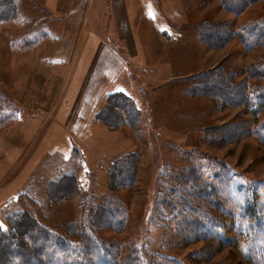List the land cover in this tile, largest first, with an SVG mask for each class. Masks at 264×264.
<instances>
[{
    "label": "rangeland",
    "instance_id": "1",
    "mask_svg": "<svg viewBox=\"0 0 264 264\" xmlns=\"http://www.w3.org/2000/svg\"><path fill=\"white\" fill-rule=\"evenodd\" d=\"M14 1L19 21L0 24V117L14 115L13 120L0 122V232L12 237L13 224L26 213L39 226L71 232L73 240L83 228L94 227L98 231L93 234L120 244L123 253L134 244L142 252L170 254L187 264H252L243 258L239 245L219 247L218 242L202 239L184 243L180 234H167L158 216L153 217L168 175L185 167L189 162L185 154L194 151L224 160L248 182L264 181V145L247 125L254 118L244 108L222 107L217 94L202 92L207 86L214 91L224 86L242 93L245 82L264 83L263 77L253 75V68H264V34L251 50L234 34L223 47H210L206 39L207 34L223 36L217 26H225L222 30L229 31L227 35L239 28L248 35L255 25L263 31L264 0L251 3L238 15L227 11L221 1L205 0L204 11L198 10L188 23L169 21L176 31L170 38L160 36L174 47L156 42L154 27L142 22L137 36L147 41L148 52L155 56L153 66L157 65L138 68L129 81L140 109L138 122L130 126L123 110L103 99L96 118L88 124L94 125L92 131L78 120L69 123L73 114L60 122L58 107L28 109L15 95L27 61L18 55H27L32 48L23 53L11 44L40 31L43 23L38 19L46 10L41 0ZM213 4L222 10L217 7L214 12ZM6 69L15 75L14 80L10 76L12 82ZM130 157L133 160H126ZM116 159L124 161L123 171L131 177L136 171V176L130 178L131 185L114 189L116 167L110 168ZM120 206L128 217L123 230L101 226L106 208ZM210 246L217 251L204 253Z\"/></svg>",
    "mask_w": 264,
    "mask_h": 264
},
{
    "label": "trees",
    "instance_id": "2",
    "mask_svg": "<svg viewBox=\"0 0 264 264\" xmlns=\"http://www.w3.org/2000/svg\"><path fill=\"white\" fill-rule=\"evenodd\" d=\"M1 1L4 0H0V24L19 21V9L15 1L10 0L9 4ZM258 1L261 0H222V3L226 10L238 15L251 3ZM216 28L224 34H207L208 44L213 48L225 46L233 34L249 50L263 41L264 30L259 25H255L248 35L241 28L232 31L230 35L225 34L229 31L222 30L225 26ZM49 37L51 35L47 31L41 30L31 37L21 39L20 43L25 48L33 47ZM253 75L263 77L261 79L264 80V68H253ZM249 83L250 81L244 83L245 91H241L242 93L224 86L217 88V91L207 86L202 92L209 96L217 94L216 99L219 96L223 101L222 107L244 108L254 118L247 121L251 128L250 134L264 145V83L261 80ZM129 114L133 116L130 118L131 123L135 124L138 113L132 104ZM13 119L14 115L3 116L0 117V122ZM228 140L229 138L222 139L219 143L224 144ZM185 155L189 162L179 172L168 175L159 195L160 200L156 203L153 219L158 216V222L165 232H177L184 243L202 239L218 242L219 247L236 244L245 260L252 264H264V181L248 182L237 172H232L224 160L208 157L201 151ZM126 160L133 159L130 157ZM123 162L116 159L111 164L110 170L113 166L116 167L112 179L114 189L131 185L130 178L136 176V171L132 177L129 171H123ZM20 216L21 221L18 220L11 228L12 237L0 232V264H187L170 254L148 252L147 249L142 252L134 244L123 253L120 244L93 234L92 232L98 231L94 227L89 228L90 230L83 228L78 239L73 240L70 238L71 232L64 234L39 226L29 216L26 217V213ZM127 218V212L121 206L106 208L100 224L106 229L120 231ZM184 228L187 230H182ZM181 243L180 239L177 240L178 247ZM216 248L210 246L203 252L213 253L217 251Z\"/></svg>",
    "mask_w": 264,
    "mask_h": 264
},
{
    "label": "crops",
    "instance_id": "3",
    "mask_svg": "<svg viewBox=\"0 0 264 264\" xmlns=\"http://www.w3.org/2000/svg\"><path fill=\"white\" fill-rule=\"evenodd\" d=\"M41 1L46 11L38 19L43 23L40 31H47L51 37L28 47L32 49L27 55H18L27 57V61L20 71V92L14 90L15 95L28 109L44 111L58 107L60 122H67L73 114L69 123L75 124L78 120L90 131L94 125L88 124L96 118L103 99L106 102L110 99L121 108L126 115L124 119L135 126L129 118V109L132 104L138 117L140 109L129 91V81L135 78L138 68L151 69L157 65L153 66L155 56L148 52L147 41L137 36L141 23L154 27L156 42L170 44L164 40L175 30L170 22L188 23L198 10L204 11L205 3V0ZM219 1L222 3V0L216 3ZM213 5L216 12L219 6ZM11 45L20 47V51L27 49L20 42ZM6 73L9 81L10 76L14 80L15 75L7 69ZM90 135L96 137L92 132Z\"/></svg>",
    "mask_w": 264,
    "mask_h": 264
}]
</instances>
